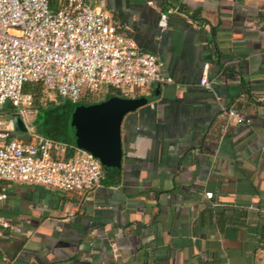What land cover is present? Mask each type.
<instances>
[{"label":"crops","instance_id":"crops-1","mask_svg":"<svg viewBox=\"0 0 264 264\" xmlns=\"http://www.w3.org/2000/svg\"><path fill=\"white\" fill-rule=\"evenodd\" d=\"M86 1L171 82L105 92L140 104L121 123L120 167L89 195L5 183L0 216L21 231L0 236V264H264V0ZM169 7L197 20L172 13L160 31ZM227 108L250 122L223 130Z\"/></svg>","mask_w":264,"mask_h":264},{"label":"built area","instance_id":"built-area-1","mask_svg":"<svg viewBox=\"0 0 264 264\" xmlns=\"http://www.w3.org/2000/svg\"><path fill=\"white\" fill-rule=\"evenodd\" d=\"M152 3V1H149ZM178 7L162 11L160 31L169 27ZM186 19L192 22L185 14ZM124 24L86 0H0V201L7 199L8 183L42 185L87 196L101 185L103 166L90 152L39 133L30 118L33 96L26 82H40L47 90L72 103L92 102L95 95L115 92L128 97L136 89L163 85L162 57L141 50L124 34ZM199 84L213 91L204 65ZM26 127L25 137L11 136L13 115ZM227 123H249L233 108L224 110ZM207 198L212 192L205 193ZM264 213V208L262 209ZM0 216V236L20 232Z\"/></svg>","mask_w":264,"mask_h":264},{"label":"water","instance_id":"water-1","mask_svg":"<svg viewBox=\"0 0 264 264\" xmlns=\"http://www.w3.org/2000/svg\"><path fill=\"white\" fill-rule=\"evenodd\" d=\"M137 99L110 96L96 103H80L74 109L70 144L86 150L99 159L104 168L121 165V123L125 114L134 110ZM14 129L25 132L21 118L13 115Z\"/></svg>","mask_w":264,"mask_h":264},{"label":"trees","instance_id":"trees-1","mask_svg":"<svg viewBox=\"0 0 264 264\" xmlns=\"http://www.w3.org/2000/svg\"><path fill=\"white\" fill-rule=\"evenodd\" d=\"M178 9L180 10V13L185 14L192 21L197 20L195 16L189 14L182 7H179ZM43 88L44 87L40 82H26L23 85V91L29 92L33 96V108L36 109V117L34 119L36 129L39 133L43 134L44 136L70 144V131L72 129L74 120V109L78 104L86 102L83 101L79 103H72L69 100H63V98L56 95L58 101L50 102L49 105H52V108L46 109V107L42 106V104L40 103V98L43 94ZM110 96H112V94L107 93L104 99ZM11 108L6 110L9 114L12 112ZM43 110H45L47 115L45 119L40 123L38 117L40 111ZM41 124L44 125L43 128ZM108 169L112 168L103 167V173Z\"/></svg>","mask_w":264,"mask_h":264},{"label":"rangeland","instance_id":"rangeland-1","mask_svg":"<svg viewBox=\"0 0 264 264\" xmlns=\"http://www.w3.org/2000/svg\"><path fill=\"white\" fill-rule=\"evenodd\" d=\"M104 97H105V92L99 93V94L95 95V97L92 100V102H96L99 99H102ZM56 101H58V98L56 96L55 91L47 90V89L43 88V94H42V96L40 98V103L42 104V106L46 107V109H50V108H52V105H49V103L50 102H56ZM10 108H11V106L9 105V103H7L5 105V107L2 110H0V119H2V120H8L9 119L10 115L5 114L4 111H6V110H8ZM46 115H47V113L45 112V110L40 111L39 117H38V120H40V123L45 119ZM35 117H36V109H32V113L30 115V118L34 119ZM41 126L43 128L44 125L41 124Z\"/></svg>","mask_w":264,"mask_h":264}]
</instances>
